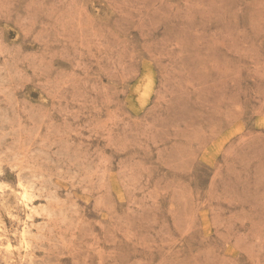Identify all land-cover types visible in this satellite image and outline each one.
I'll list each match as a JSON object with an SVG mask.
<instances>
[{"label": "rangeland", "instance_id": "1", "mask_svg": "<svg viewBox=\"0 0 264 264\" xmlns=\"http://www.w3.org/2000/svg\"><path fill=\"white\" fill-rule=\"evenodd\" d=\"M0 264H264V0H0Z\"/></svg>", "mask_w": 264, "mask_h": 264}, {"label": "bare ground", "instance_id": "2", "mask_svg": "<svg viewBox=\"0 0 264 264\" xmlns=\"http://www.w3.org/2000/svg\"><path fill=\"white\" fill-rule=\"evenodd\" d=\"M22 196V195H21Z\"/></svg>", "mask_w": 264, "mask_h": 264}]
</instances>
